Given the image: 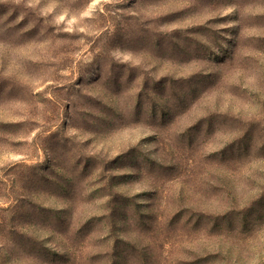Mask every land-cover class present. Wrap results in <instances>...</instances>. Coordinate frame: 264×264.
Listing matches in <instances>:
<instances>
[{
  "label": "rangeland",
  "instance_id": "obj_1",
  "mask_svg": "<svg viewBox=\"0 0 264 264\" xmlns=\"http://www.w3.org/2000/svg\"><path fill=\"white\" fill-rule=\"evenodd\" d=\"M0 264H264V0H0Z\"/></svg>",
  "mask_w": 264,
  "mask_h": 264
}]
</instances>
